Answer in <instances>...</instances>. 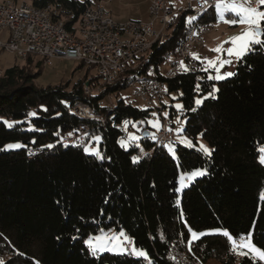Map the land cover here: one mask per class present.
<instances>
[{"label":"trees","instance_id":"trees-1","mask_svg":"<svg viewBox=\"0 0 264 264\" xmlns=\"http://www.w3.org/2000/svg\"><path fill=\"white\" fill-rule=\"evenodd\" d=\"M85 2L93 3L30 0L36 8L50 9L67 31L75 29ZM186 18L185 12L178 14L165 44L153 46L148 54L146 67L161 68L162 56L184 39ZM201 20L216 22L214 8ZM22 60L0 77V264H172L173 253L184 254L191 264H264L252 254L231 251L220 232L195 240L189 232L222 229L234 238L251 233V242L264 250V166L259 161V148L264 147V47L254 46L236 61L235 75L219 81L208 79L213 71H203L198 61L192 72L163 78L170 103H161L158 114L167 109L162 119L168 118L172 127L182 118L183 134L205 141L210 155L179 143L171 155L166 145L142 137L143 131L150 134L147 120L154 110L136 108L123 98L109 103L128 88L126 83L102 84L79 62L77 69L86 67V73L72 85L38 87L34 80L44 60L31 55ZM76 106L88 108L95 118L74 114ZM32 112L36 115H28ZM125 121L140 136L128 148L119 144L126 137ZM16 143L22 147L4 148ZM95 143L99 156L84 150ZM139 146L153 151L143 155ZM196 169L205 174L179 195V171ZM101 230H123L148 259L93 255L85 240Z\"/></svg>","mask_w":264,"mask_h":264},{"label":"built area","instance_id":"built-area-1","mask_svg":"<svg viewBox=\"0 0 264 264\" xmlns=\"http://www.w3.org/2000/svg\"><path fill=\"white\" fill-rule=\"evenodd\" d=\"M145 1L147 20L126 23L114 22L100 2H85L75 29L67 31L60 20L52 18L48 8H36L30 0H0V50L21 59L35 56L43 59L46 66H51L53 60L81 62L94 71L102 84L126 83L146 108L161 113V103L168 94L163 78L186 74L196 68L197 60L191 48L202 46L203 38L210 32L211 25L201 19L213 7L205 5L204 0H184V6L179 9L174 8L172 0ZM215 2L208 0V5ZM252 6L256 7V0H252ZM180 12L196 19L191 23L186 20L184 39L173 52L162 56L166 72L146 67L148 54L153 46L165 44ZM2 74L0 69V77ZM77 109L73 113L81 116L80 112L76 113ZM171 128V121L163 118L160 130L153 136L157 146L172 142ZM139 147L143 155L153 151ZM171 260L172 264H191L182 253L173 255Z\"/></svg>","mask_w":264,"mask_h":264},{"label":"rangeland","instance_id":"rangeland-1","mask_svg":"<svg viewBox=\"0 0 264 264\" xmlns=\"http://www.w3.org/2000/svg\"><path fill=\"white\" fill-rule=\"evenodd\" d=\"M92 1L94 3L100 2L102 4V6L104 7V9L109 13L111 19L116 23H126L128 21H146L148 18V12H147L148 11V5H147L145 0H92ZM172 2L174 4V8H176V9H179V8L184 6V0H172ZM256 7H259V5L257 6V3H256ZM246 27L247 26L243 25V24L230 25L227 23H222L216 18V22H213L211 24L210 32L203 38L202 46H194L193 48H191L192 55L193 54L199 55V57L201 59L200 60L196 59V60L198 62H200L204 68L205 65H204V63H202L203 58L215 60L218 57V54L216 52L212 51V49L218 47L219 45H221L222 42L227 41L230 37L237 36L242 31H244ZM223 46L226 49V48L230 47L231 45L230 44H224ZM221 58H227V57L225 55V56H222ZM236 61L237 60L235 58H233V62L231 65H226L224 68L221 69V74H223L224 72H234ZM22 62H23V60L21 58H18L16 56H14L13 54L8 53L6 51L0 50V69L1 70H5L6 68H9L15 64L20 65V64H22ZM79 64L80 63L78 61H73V60H69V61L68 60H53L51 66L44 65L40 76H38L34 80V84L38 87L54 86V85H58V84L72 85L78 79H80L81 77H84V74L86 73V71H85L86 67H82V68L77 69ZM166 70H167V65L163 63V65L161 66V72L164 74L166 72ZM212 71H213V73L210 75L215 76L216 75L215 71L214 70H212ZM89 73L94 74V71L92 69H89ZM172 97H174V96L172 95ZM116 98H118V99L123 98L126 103H129L136 108H139V109H145L146 108L145 105L135 97L134 90L131 87H128L126 89L118 91L116 96H114V95L112 96L111 100H109V103H111V101L114 103ZM163 103L169 104L170 99L165 97V99L163 100ZM172 104L175 107V105L180 104V103L178 101H174ZM81 107H79V106L75 107V108H78L76 110V113L80 112ZM72 112H73V110H72ZM88 112L91 113L90 111H88ZM167 112H168V110L165 109L162 113V116H160L157 112H153V114H155V115H152L147 120L148 126L150 127L149 136L151 138H153L156 131L160 130L162 117H164V116L167 117ZM80 114H81V117H86L85 114H82V112H80ZM78 116H80V115H78ZM89 117L90 116H87L86 118H89ZM92 118H95V117L93 116ZM152 122H158L159 127L158 128L153 127ZM174 122H175V125L171 128V130L174 133L172 143L166 145V149L168 150V152L171 155H173V152H170L169 148H172L174 151V143H179L183 146H186L185 144L181 143V140L185 139V138L192 142L193 147H191V148H196V149L200 150L199 146L201 144H203L205 147L210 149L208 144L205 141H203L201 138H197L196 141H194V140L186 137L183 134L184 120L182 118L177 117ZM133 127H134V129L138 128L136 123L133 124ZM124 129L126 130V137L122 138L119 141V144L124 148H128L130 144H132L134 142H138L140 139V136L138 135V133L136 131L128 130L127 124L124 125ZM177 129H180L181 131L177 132L176 131ZM131 135H134L136 137V139L135 140L130 139L129 137ZM90 150H98L99 151L98 143H95L93 145V148H91ZM87 153L94 154V152H87ZM262 165L264 166V164H262ZM201 170H203V169H201ZM191 172L179 171V175H178V179H177V188H176V191H177V189H179V191H177V193L179 195L182 193L183 189L189 185V183H191L196 178H199L205 174V170H204L203 175H199V176H196L192 179H188L187 174H190ZM181 177H184V180H183L184 186L183 187L181 186ZM101 231H103V233L106 234L107 236L111 237L112 235H117L119 232H121L123 230H120V231H115V230L104 231V230H101ZM101 231L98 232L97 234L91 235L89 237L99 236V235H101ZM197 233H203V235H204V234H213V233H218V232H216L214 230H205V231H201V232H197ZM124 234H125V232H124ZM125 236L128 237V235H126V234H125ZM200 236L201 235H199V237ZM129 240L132 241L130 238H129ZM191 240H193L192 237H191ZM85 245L89 249L88 245L87 244H85ZM126 247L129 249L128 251L105 250L102 252H97L96 254H102V253L107 252V253L118 254V255L130 254L134 257H138L135 254L131 253V248L135 247L133 242L130 244H127ZM137 249H139V248H137ZM245 250L248 251L246 248H245ZM89 251H90V249H89ZM173 255H176V253H173ZM205 264H219V263L216 262L215 260H209Z\"/></svg>","mask_w":264,"mask_h":264},{"label":"snow or ice","instance_id":"snow-or-ice-1","mask_svg":"<svg viewBox=\"0 0 264 264\" xmlns=\"http://www.w3.org/2000/svg\"><path fill=\"white\" fill-rule=\"evenodd\" d=\"M204 2L205 5L214 8L215 16L220 22L230 25L243 24L247 26L245 30L237 36L230 37L227 41L222 42L221 45L212 49V51L218 54L217 59L213 60L203 58L202 63H204L205 66L202 70L205 72L214 70L216 73L215 76L209 75L207 78L210 80L215 79L219 81L235 75L234 72H224L223 74H221V69L226 65H231L233 62V58H235L237 61L242 60L249 51L253 50L254 46L258 45L264 47V0H256V3L259 5V7L252 6V0H216L214 5H208V0H204ZM195 19L196 17H188L187 22L191 23ZM224 44H230L231 46L225 49L223 46ZM225 55L227 58H221ZM193 58L197 60L201 59L198 54H193ZM181 65L183 66V62H181ZM185 70L187 69L185 68ZM199 87V85L196 86L197 90H199ZM215 91H218V89L213 88V92ZM209 95H212V93H209ZM195 103L197 105H200L202 103V100L197 99ZM175 107L179 110L182 109L183 106L177 104L175 105ZM46 110L47 109H45V111ZM192 110L195 111V109ZM28 115L35 116L36 113L32 112ZM4 123L8 127L13 126V122L4 121ZM125 124H127V121H125ZM152 126L158 128L159 124L158 122H152ZM176 131L179 132L181 130L177 129ZM129 138L132 140L136 139L134 135H131ZM95 139L99 140L100 138L96 137ZM181 143L185 144L189 148L193 147L192 142L187 140L186 138L182 139ZM20 147H22V145H20L19 143L7 144L4 146L5 149H16ZM48 147H52V145H48ZM199 148L206 155L211 154L212 150L208 149L203 144H201ZM84 150L85 152H94V154L97 156L100 155L98 150H90L88 148H85ZM169 151L173 152L174 155V151L172 148H169ZM259 152L261 153V155L259 156V161L261 164H264V147H260ZM133 162H138V158L133 157ZM203 174L204 170L196 169L193 170L190 174H187V178L192 179ZM183 180L184 177H181L182 187L184 186ZM177 191H179V189H177ZM260 198L264 200V191L260 193ZM177 203H179V201H177ZM214 231L220 232L227 239V241L231 245L230 250L234 253L245 256L252 254L253 259L258 258L259 261H264V250L256 247L251 242V233L240 235L238 238H234L227 230L217 229ZM189 232L191 233V237L193 240L197 239L199 235H203V233H197L191 228H189ZM190 242L191 241H189V243ZM130 243H132V241H130L129 238L125 236L123 231L119 232L117 235H112L111 237L107 236L103 233V231H101V235L89 237L85 241V244L88 245L93 255H95L97 252H102L105 250L128 251L129 249L126 247V245ZM245 248L248 250L247 252L242 251V249ZM131 253L135 254L138 257L148 259V254L144 250L132 247ZM149 264H151V261H149Z\"/></svg>","mask_w":264,"mask_h":264},{"label":"bare ground","instance_id":"bare-ground-1","mask_svg":"<svg viewBox=\"0 0 264 264\" xmlns=\"http://www.w3.org/2000/svg\"><path fill=\"white\" fill-rule=\"evenodd\" d=\"M88 111H89L88 108H86V107H84V106L81 107L80 112H82V114H85L86 117H87V116L93 117V115H92L91 113H89Z\"/></svg>","mask_w":264,"mask_h":264},{"label":"water","instance_id":"water-1","mask_svg":"<svg viewBox=\"0 0 264 264\" xmlns=\"http://www.w3.org/2000/svg\"><path fill=\"white\" fill-rule=\"evenodd\" d=\"M148 135H149V133L147 131L142 132V137H147Z\"/></svg>","mask_w":264,"mask_h":264},{"label":"crops","instance_id":"crops-1","mask_svg":"<svg viewBox=\"0 0 264 264\" xmlns=\"http://www.w3.org/2000/svg\"><path fill=\"white\" fill-rule=\"evenodd\" d=\"M147 3V2H146ZM257 6H258V4H257ZM148 12V11H147Z\"/></svg>","mask_w":264,"mask_h":264}]
</instances>
